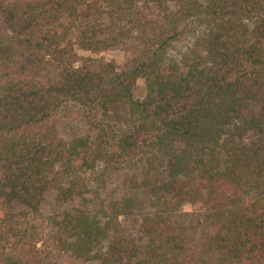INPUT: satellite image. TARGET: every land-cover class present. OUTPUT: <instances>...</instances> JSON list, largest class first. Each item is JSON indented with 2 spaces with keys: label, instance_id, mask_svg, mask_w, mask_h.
<instances>
[{
  "label": "trees",
  "instance_id": "16d2710c",
  "mask_svg": "<svg viewBox=\"0 0 264 264\" xmlns=\"http://www.w3.org/2000/svg\"><path fill=\"white\" fill-rule=\"evenodd\" d=\"M56 252L264 264V0H0V264Z\"/></svg>",
  "mask_w": 264,
  "mask_h": 264
},
{
  "label": "rangeland",
  "instance_id": "374dc122",
  "mask_svg": "<svg viewBox=\"0 0 264 264\" xmlns=\"http://www.w3.org/2000/svg\"><path fill=\"white\" fill-rule=\"evenodd\" d=\"M76 53L79 57L85 58L92 61L97 60H108L114 61L118 67H121L127 57L132 54L130 48H121L110 50L102 53H92L89 51H83L76 49ZM106 117L113 126V128L118 132H128L133 128V122L131 120L130 114L125 106H112L106 113ZM60 133L65 138H72L78 135H81L86 129L87 126L83 119L75 117L72 119L64 118L59 123ZM53 205L51 198L47 200V206L50 207ZM149 208L147 197H140L137 203L138 210H147ZM190 206H185V209H189ZM125 230L128 235H132L137 238L139 242H143L145 237L139 229V216H133L129 219H123ZM36 264H97L96 262L84 261L77 259L69 254H62L56 252L53 257L41 261Z\"/></svg>",
  "mask_w": 264,
  "mask_h": 264
}]
</instances>
